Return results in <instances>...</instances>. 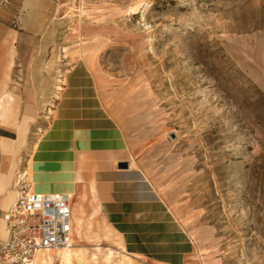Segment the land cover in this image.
<instances>
[{
	"label": "rangeland",
	"instance_id": "obj_1",
	"mask_svg": "<svg viewBox=\"0 0 264 264\" xmlns=\"http://www.w3.org/2000/svg\"><path fill=\"white\" fill-rule=\"evenodd\" d=\"M42 3L43 43L14 75L38 107L25 156L85 64L81 97L120 127L155 199L100 207L82 192L68 257L35 264H264V0Z\"/></svg>",
	"mask_w": 264,
	"mask_h": 264
},
{
	"label": "crops",
	"instance_id": "obj_2",
	"mask_svg": "<svg viewBox=\"0 0 264 264\" xmlns=\"http://www.w3.org/2000/svg\"><path fill=\"white\" fill-rule=\"evenodd\" d=\"M42 2L10 0L0 6V196H4L0 201L6 206L17 175L25 172L26 182L36 192H66L74 198L86 192L100 207L150 203L155 199L151 184L142 170L131 165L122 130L96 103L81 97L89 90L77 86L75 79L79 73L92 76L85 64L82 69L75 62L67 69V86L25 156L26 123L38 107L27 99L14 75L20 67L25 69L23 64L36 61L31 52L43 43ZM13 19L17 27L11 26ZM119 161H127L128 167L118 168Z\"/></svg>",
	"mask_w": 264,
	"mask_h": 264
},
{
	"label": "built area",
	"instance_id": "obj_3",
	"mask_svg": "<svg viewBox=\"0 0 264 264\" xmlns=\"http://www.w3.org/2000/svg\"><path fill=\"white\" fill-rule=\"evenodd\" d=\"M9 4L10 0H0V6ZM12 24L17 27V19ZM14 190L3 214L7 236L0 242V264H33L37 252L67 246L72 231L69 193L33 191L25 172L17 175Z\"/></svg>",
	"mask_w": 264,
	"mask_h": 264
},
{
	"label": "bare ground",
	"instance_id": "obj_4",
	"mask_svg": "<svg viewBox=\"0 0 264 264\" xmlns=\"http://www.w3.org/2000/svg\"><path fill=\"white\" fill-rule=\"evenodd\" d=\"M69 195H70V206H71V211H72V231H71V239H70V243L67 246H64V247L58 249L57 251H55V254L56 255L60 254L61 252H64V254H65L64 258L65 259L68 257L69 253L71 252V250H72V248L74 246V238H73V235H74V233L76 231L75 230V221H76L77 226H78V229H77L78 231L77 232H80L81 222H82V211L80 209V201H79L80 196L78 195V197H75L74 198L71 193H69ZM14 197H15V191H14ZM3 224L5 225V222H3L1 220L0 221V235L1 236L4 235V237L6 238V236H7V230H6V227L3 228ZM41 251H43V250H41ZM41 251H39V252H41ZM39 252H37V254ZM50 252L52 253V255H54L53 254V251H48L47 253H50ZM37 254L35 256V259H34L33 264H35V262L37 261V259H36ZM40 262H44V260L43 261H40Z\"/></svg>",
	"mask_w": 264,
	"mask_h": 264
},
{
	"label": "water",
	"instance_id": "obj_5",
	"mask_svg": "<svg viewBox=\"0 0 264 264\" xmlns=\"http://www.w3.org/2000/svg\"><path fill=\"white\" fill-rule=\"evenodd\" d=\"M117 167H118V168L125 169V168L128 167V162H127V161H119V162L117 163Z\"/></svg>",
	"mask_w": 264,
	"mask_h": 264
}]
</instances>
